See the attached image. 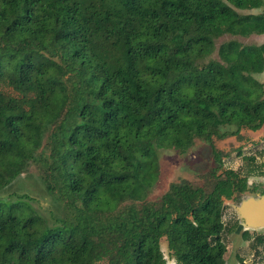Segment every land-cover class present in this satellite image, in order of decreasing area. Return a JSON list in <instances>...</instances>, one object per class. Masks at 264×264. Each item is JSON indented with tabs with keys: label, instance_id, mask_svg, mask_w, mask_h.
<instances>
[{
	"label": "trees",
	"instance_id": "16d2710c",
	"mask_svg": "<svg viewBox=\"0 0 264 264\" xmlns=\"http://www.w3.org/2000/svg\"><path fill=\"white\" fill-rule=\"evenodd\" d=\"M253 34L264 0H0V264H166L164 237L175 264H226L252 170L216 142L264 128ZM198 139L203 181L151 199L158 150Z\"/></svg>",
	"mask_w": 264,
	"mask_h": 264
},
{
	"label": "rangeland",
	"instance_id": "374dc122",
	"mask_svg": "<svg viewBox=\"0 0 264 264\" xmlns=\"http://www.w3.org/2000/svg\"><path fill=\"white\" fill-rule=\"evenodd\" d=\"M228 37L231 36L226 35L220 38L218 45ZM240 39L247 44H258L261 40L251 36L240 37ZM263 75L257 74L256 78L261 80L264 78ZM241 133V137L230 136L217 141L216 144L226 153L223 158L225 167L240 170L243 174L249 172L247 170L251 168L252 171L248 178L249 189L244 196L262 193L264 190V164L261 166V163H264V128L257 131L243 129ZM245 155H254L256 160H248L244 157ZM158 157L161 174L158 183L150 192V198L153 200L159 198L173 181L188 179L195 183L202 182V174L213 163L209 145L200 139L185 152L175 149H160L158 150ZM22 182L25 186L22 191L39 198L42 204L46 203L43 191L33 177L24 178ZM238 203L234 199L226 200L223 218L227 224L239 219L235 209V205ZM250 231L253 236L247 241L243 240L242 232L235 231L224 234V241L227 244L226 264H264V240L262 242L257 240V237H263L264 239V228ZM161 244L166 264H175V257L172 255L165 237L162 239Z\"/></svg>",
	"mask_w": 264,
	"mask_h": 264
},
{
	"label": "water",
	"instance_id": "95a60500",
	"mask_svg": "<svg viewBox=\"0 0 264 264\" xmlns=\"http://www.w3.org/2000/svg\"><path fill=\"white\" fill-rule=\"evenodd\" d=\"M235 209L244 230L264 228V193L244 196Z\"/></svg>",
	"mask_w": 264,
	"mask_h": 264
},
{
	"label": "crops",
	"instance_id": "0c3cea01",
	"mask_svg": "<svg viewBox=\"0 0 264 264\" xmlns=\"http://www.w3.org/2000/svg\"><path fill=\"white\" fill-rule=\"evenodd\" d=\"M253 11H257V10H253ZM250 12H252V11H250ZM251 37H252V38L261 39L260 42H259L258 44H261V43L264 42V34H253ZM262 74H264V72H263ZM263 76H264V75H263ZM261 81L264 82V78L261 79Z\"/></svg>",
	"mask_w": 264,
	"mask_h": 264
}]
</instances>
